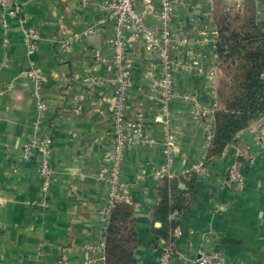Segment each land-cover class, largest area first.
<instances>
[{
	"label": "crops",
	"instance_id": "crops-1",
	"mask_svg": "<svg viewBox=\"0 0 264 264\" xmlns=\"http://www.w3.org/2000/svg\"><path fill=\"white\" fill-rule=\"evenodd\" d=\"M10 1L16 14L0 7V264H104L116 85L112 24L98 23L103 0ZM170 2L171 59L189 63L207 33L199 50L204 72L174 70L166 119L156 99L158 55L140 41L126 47L125 113L128 121L141 122L142 133H132L124 147L118 181L129 193L140 241L135 264H158L170 242L158 237L154 229L162 224L152 217L163 178H181L183 201L182 211L168 218L175 225L170 264H193L209 250L220 253L218 264H264V118L239 132L221 156L206 160L218 66L213 0ZM247 2L264 22V0H222L229 14ZM156 7L147 19L153 27ZM27 28L39 34L31 55L23 44ZM73 33L83 38L64 44ZM31 68L37 83L27 74ZM163 121L174 133L170 161L163 153ZM43 139L51 142L46 154L34 151L23 159L22 146ZM44 160L53 169L47 193L38 171ZM232 168L242 182L227 189Z\"/></svg>",
	"mask_w": 264,
	"mask_h": 264
},
{
	"label": "trees",
	"instance_id": "trees-1",
	"mask_svg": "<svg viewBox=\"0 0 264 264\" xmlns=\"http://www.w3.org/2000/svg\"><path fill=\"white\" fill-rule=\"evenodd\" d=\"M211 19L217 40L216 109L213 113V135L206 151V160L221 156L235 143L239 132L264 118V22L258 21L252 3L240 11L226 13L222 0H213ZM179 179L163 178L157 189L158 203L152 217L162 227L154 229L160 239L170 238L175 228L169 221L172 212H181ZM104 264H135L133 252L139 245L129 202L114 204L102 233Z\"/></svg>",
	"mask_w": 264,
	"mask_h": 264
},
{
	"label": "built area",
	"instance_id": "built-area-1",
	"mask_svg": "<svg viewBox=\"0 0 264 264\" xmlns=\"http://www.w3.org/2000/svg\"><path fill=\"white\" fill-rule=\"evenodd\" d=\"M140 2V3H139ZM141 4L142 9H138ZM156 4L159 5V23L153 27L147 19L151 17L156 11ZM0 7L9 9L10 14H16L17 9L11 7L10 0H0ZM171 2L170 0H103L100 5V10L104 13L98 20V23L109 21L112 24L114 34V46L117 50L116 55L112 61L113 68L116 71L115 76V105L112 109L114 139H113V163L111 165L108 181V207L106 209V217L109 211L114 207L115 203L128 202L129 193L127 190L120 189L118 177L120 174V164L122 159V152L124 147L131 143L132 133L141 134L142 124L139 121L130 122L125 113V95L129 87L128 69L129 64L126 60V47L131 42L140 41L145 49L154 52L158 55V73L159 82L157 87L156 99L165 118L169 116V104L174 98L172 91L173 72L174 70H185L190 72H204L200 62V51L202 46L208 42L207 33H204L199 40L198 52L192 60L185 64L181 62H174L170 56V48L173 40L168 31V24L171 20ZM90 32V31H89ZM83 34L73 33L66 37L64 44H71L80 41ZM39 41V34L33 28H27L24 32L23 44L28 49V54L34 53L37 42ZM216 43V42H215ZM28 76L36 83L39 81L38 72L31 68L27 72ZM216 84V82H215ZM215 89V86H213ZM215 99V94H212ZM42 106L39 104L38 109ZM162 123V119H158ZM169 120V119H168ZM164 125V145L163 153L169 157L173 141L174 133L171 131V126L168 121H163ZM49 139H43L41 142L30 141L22 146L23 159H29L34 151L46 154L50 145ZM169 159V158H168ZM170 161V159H169ZM39 175L41 178V192L47 193L53 169L46 161H42L39 168ZM242 182V174L239 170L232 168L228 171L225 178V188L231 189ZM179 234V233H178ZM104 247V244L102 243ZM174 255L172 242L167 243L163 248L158 259V264H170ZM220 253L216 250H209L200 252L193 264H218Z\"/></svg>",
	"mask_w": 264,
	"mask_h": 264
},
{
	"label": "water",
	"instance_id": "water-1",
	"mask_svg": "<svg viewBox=\"0 0 264 264\" xmlns=\"http://www.w3.org/2000/svg\"><path fill=\"white\" fill-rule=\"evenodd\" d=\"M238 11H240V7H238Z\"/></svg>",
	"mask_w": 264,
	"mask_h": 264
},
{
	"label": "rangeland",
	"instance_id": "rangeland-1",
	"mask_svg": "<svg viewBox=\"0 0 264 264\" xmlns=\"http://www.w3.org/2000/svg\"><path fill=\"white\" fill-rule=\"evenodd\" d=\"M231 13H234V11H232Z\"/></svg>",
	"mask_w": 264,
	"mask_h": 264
}]
</instances>
